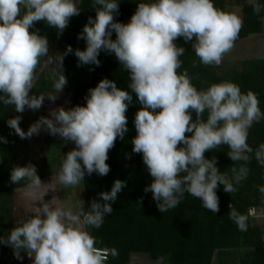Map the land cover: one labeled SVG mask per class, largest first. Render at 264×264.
Listing matches in <instances>:
<instances>
[{"label": "clouds", "instance_id": "9594fccd", "mask_svg": "<svg viewBox=\"0 0 264 264\" xmlns=\"http://www.w3.org/2000/svg\"><path fill=\"white\" fill-rule=\"evenodd\" d=\"M93 7L95 18H88L77 37L85 40L86 48L67 46L65 52L50 55L47 38L30 29L43 21L62 34L70 18L80 14L76 0H0V102L5 106L14 105L16 112L23 113L26 107L39 110L45 97L55 101L57 95H30L37 68L42 58L46 66L55 65L53 83L58 94L67 84L62 72L64 57L73 51L78 66H100L101 51L114 54L130 73L131 81L129 92L118 88L113 80L101 79L89 89L86 105L50 110L51 118L41 116L27 132L20 127L22 117L15 116L7 121L9 128L21 139L45 130L74 142L76 147L65 155L57 182L75 187L84 181L85 174L106 176L110 172L108 153L117 138L123 139L128 131L126 112L134 93L142 107L135 114L132 151L142 154L152 177L144 192L152 193L161 213L176 208L185 193L200 199L212 213L219 212L216 189L223 185L231 194L237 190L234 185L247 177L246 164L253 154L247 143L248 130L264 119V113L257 96L252 91L242 93L233 82L213 83L206 90H197L187 70L177 71L185 49L175 41L183 38L187 43L195 38L193 48L200 63L219 66L238 38L241 18L217 9L212 0L139 3L128 23L115 20L118 0H94ZM253 11L259 13L261 6L254 4ZM113 32L115 39L111 38ZM0 141L7 143L4 137ZM221 145L228 146L232 161L244 162L239 169L231 167V178L217 168L215 157L205 158L207 151ZM254 157L264 166V143ZM10 181L28 182L25 196L33 209L32 215L17 221L7 237H0V243L10 245L17 259H22L23 250L32 264H105L108 257L95 247V238L86 226H102L105 215L113 212L118 193L126 187L125 181L115 180L110 191L99 193L100 200H92L88 211L83 203L74 209L56 197L45 202L39 196L45 184L31 163L14 167ZM259 191L264 194V187ZM37 201L39 207L35 206ZM229 208V218L240 231H246L247 216L232 204ZM110 254L115 257L118 252L113 248Z\"/></svg>", "mask_w": 264, "mask_h": 264}, {"label": "trees", "instance_id": "16d2710c", "mask_svg": "<svg viewBox=\"0 0 264 264\" xmlns=\"http://www.w3.org/2000/svg\"><path fill=\"white\" fill-rule=\"evenodd\" d=\"M77 1V0H76ZM244 4V20L235 42L250 34L260 33L263 29L264 0H239ZM155 0H118L119 11L115 20L128 23L135 13L139 3H151ZM214 6L226 13L224 0H212ZM247 2V3H246ZM259 4L261 11H253V5ZM94 0H81L77 6L80 14L70 18L68 27L62 34L48 26L46 22H37L30 31L39 30L49 42V50L59 37L57 47L51 55L65 52L67 46L73 50L86 48V42L78 39L88 18H95ZM60 35V36H59ZM115 39V32L112 33ZM192 41L185 42L183 38L175 41L178 47L185 49L179 57L181 68L178 73L187 70L192 84L197 90H206L213 83L224 81L237 84L241 92L252 91L259 100V107L264 113V59H248L244 61L242 69L224 77L214 74L208 66L200 63L195 55ZM234 42V43H235ZM98 59L100 66L80 65L73 53L64 57L63 69L67 84L61 95L63 99L71 101L72 108L86 105L85 97L101 79L107 78L116 82L118 88L131 92L130 73L119 64L114 54L101 51ZM43 58L36 71V81L30 95H37L45 87L54 89L53 79L49 80L44 73H38ZM195 62V67H193ZM142 106L132 93V103L126 112L128 118L124 138H117L114 147L108 153L106 163L110 172L106 176L97 173L85 174L84 208L89 210L92 200H100L99 193L111 190L115 180L126 182V187L118 193L117 200L112 204L113 212L105 215L100 228L93 227L92 236L95 247L106 249L111 253L115 248L118 255L111 254L105 264H128L131 254L137 252L148 253L152 260L164 259L165 264H213L216 253L223 255L231 248L241 254V261L236 264H264V241L259 227L251 224L248 210L264 204V194L259 191L264 187V166L259 164L254 152L264 143V119L253 123L248 130L247 143L253 148L252 159L246 166L249 169L247 177L236 187V191L229 194L223 190V185L216 189L219 197V212L212 213L202 206V201L185 193L178 206L161 213L153 200L152 193L144 192V188L152 182V177L143 163L142 154L133 153L132 139L136 136L134 127L135 114ZM14 105L5 106L0 102V137L7 143L0 141V237H7L12 230L13 183L10 181L11 170L16 167L18 135L10 129L7 121L17 116ZM208 116L205 111L203 118ZM192 119L196 114L192 113ZM191 133H186L190 136ZM182 146V145H180ZM230 151L227 145H221L205 153L206 159L216 158L217 168L232 177L231 167L239 169L244 162H234L227 155ZM235 163V164H234ZM103 202V201H101ZM241 214L247 216V230L240 231L233 220L229 218V205ZM9 245L0 243V264H7Z\"/></svg>", "mask_w": 264, "mask_h": 264}, {"label": "rangeland", "instance_id": "374dc122", "mask_svg": "<svg viewBox=\"0 0 264 264\" xmlns=\"http://www.w3.org/2000/svg\"><path fill=\"white\" fill-rule=\"evenodd\" d=\"M81 0H77V6ZM254 0H248V3H253ZM247 3V2H246ZM225 10L230 14H235L244 20V4L239 0H224ZM60 36V35H59ZM59 37L54 41L49 50V54L56 50ZM195 43V42H194ZM264 59V14H263V29L260 33L250 34L246 38L234 43L231 51L223 57L222 63L219 66H208L214 74L218 76H226L238 72L242 69L244 61L248 59ZM55 65L46 66L44 61L38 73H44L49 80L53 79V68ZM63 75L65 76L62 67ZM39 94L56 96L55 101L45 97L42 107L39 110L33 111L25 108L23 113H18L21 116L20 127L27 132L30 125L35 123L41 116L50 117V110L63 107L65 110L72 108L71 101L63 99L61 93H56L55 89L45 87ZM74 142L64 141L59 136L50 135L47 131L41 130L38 135H33L28 139H21L18 136L17 159L16 166H26L31 163L36 167L37 175L41 179L43 187L40 190L39 196L44 197V201L48 202L53 197L60 199L64 204L75 206L85 201V186L84 181H81L78 186L66 187L57 182V175L61 169L65 155L75 148ZM27 181L13 183V209L12 221L13 226H17V221L22 217H28L33 214V209L30 200L26 198L25 191ZM47 191L46 195H44ZM35 206L39 207L40 202H35ZM85 209V208H84ZM86 211V210H85ZM250 222L252 225L259 227L260 235L264 241V204L258 207H251L248 210ZM86 230L92 235L93 227L86 226ZM102 249V248H98ZM106 250V249H103ZM108 251V250H106ZM22 259H17L14 255L13 248L9 245V254L7 264H32V259L21 250ZM110 252L108 251V258ZM241 254L231 248L227 253L213 257V264H236L241 261ZM128 264H165L164 259L152 260L148 253L137 252L131 254Z\"/></svg>", "mask_w": 264, "mask_h": 264}, {"label": "built area", "instance_id": "2783aa9c", "mask_svg": "<svg viewBox=\"0 0 264 264\" xmlns=\"http://www.w3.org/2000/svg\"><path fill=\"white\" fill-rule=\"evenodd\" d=\"M101 250V252L102 253H104V254H106L107 255V257H108V251H106V250H103V249H100ZM108 259V258H107Z\"/></svg>", "mask_w": 264, "mask_h": 264}]
</instances>
